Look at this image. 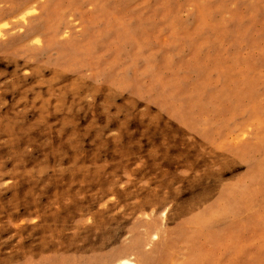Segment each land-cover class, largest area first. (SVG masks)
Segmentation results:
<instances>
[{
  "label": "rangeland",
  "instance_id": "1",
  "mask_svg": "<svg viewBox=\"0 0 264 264\" xmlns=\"http://www.w3.org/2000/svg\"><path fill=\"white\" fill-rule=\"evenodd\" d=\"M264 264V0H0V264Z\"/></svg>",
  "mask_w": 264,
  "mask_h": 264
},
{
  "label": "bare ground",
  "instance_id": "2",
  "mask_svg": "<svg viewBox=\"0 0 264 264\" xmlns=\"http://www.w3.org/2000/svg\"><path fill=\"white\" fill-rule=\"evenodd\" d=\"M117 264H133V261L125 257L123 254L116 255Z\"/></svg>",
  "mask_w": 264,
  "mask_h": 264
}]
</instances>
